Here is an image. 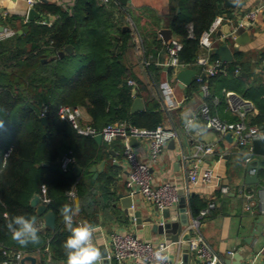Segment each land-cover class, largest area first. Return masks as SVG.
<instances>
[{
    "label": "trees",
    "instance_id": "obj_1",
    "mask_svg": "<svg viewBox=\"0 0 264 264\" xmlns=\"http://www.w3.org/2000/svg\"><path fill=\"white\" fill-rule=\"evenodd\" d=\"M173 1L176 6L171 28L183 45L179 59L199 71L194 66L202 52L199 37L217 15L227 14V11L222 8V0ZM37 6L41 7L40 11L58 18L51 24H43L42 20L27 22L21 27H27L22 34H18V29L7 19L14 33L0 39V121L4 123V128L0 129V260L4 258L2 249L24 254L39 251L42 264H46L48 252L52 260L66 262L63 243L70 233L60 214L61 207L69 204L77 208L79 203L78 208L82 209L91 204L85 194L95 188L108 192L113 181L111 173L105 172L93 180L89 172V168L105 156L110 144L98 145L92 136L79 135L68 121L57 115L58 107L84 108L91 117L90 124L97 129L109 123L126 122L139 129L154 130L161 126L163 113L158 103L143 111H130L135 97L133 89L142 97L145 85L125 64L131 35L114 24L113 10L93 0H75L69 9L57 3ZM177 7L181 12L178 15ZM69 45L73 47L72 53L65 52ZM60 52H64L65 58L79 55L85 64L74 75L64 73V57L59 56ZM209 58L210 61L219 59L213 50ZM241 59L242 53L235 52L234 59L224 66L226 74L204 78L208 88L205 102L213 114L221 95L228 92L224 87H217L220 80L236 70L240 72L238 76L248 75V68ZM148 69L155 74L151 83L157 91L162 69L151 66ZM172 72L168 68L167 75L173 76ZM129 80L135 85H130ZM260 100L261 105L256 103L259 113L254 116L248 113L246 119H249L248 124L264 129V96ZM43 108H46V123L41 121ZM69 151L73 153L75 164L83 168L79 177L72 168L67 171L61 168V159ZM43 186L50 199L48 206L56 215L55 231L41 227L35 209L29 204L34 194L42 196ZM72 188L77 195L75 201L68 196ZM21 214L35 218L39 244L22 247L12 240L5 227L7 219Z\"/></svg>",
    "mask_w": 264,
    "mask_h": 264
},
{
    "label": "crops",
    "instance_id": "obj_2",
    "mask_svg": "<svg viewBox=\"0 0 264 264\" xmlns=\"http://www.w3.org/2000/svg\"><path fill=\"white\" fill-rule=\"evenodd\" d=\"M33 1L35 4L32 7L41 15L35 21L45 20L51 24L58 16L40 11L41 7L37 5L39 3H57L69 9L75 0ZM93 1L97 5H105L108 10H113L114 24L119 26L123 32H128L131 35L130 47L124 56V61L129 71L145 85L144 90L141 91L142 97L139 96L143 101L144 110L152 108L158 103L163 113L161 126L171 128L177 133L176 138L167 144L158 162L153 165L152 173L156 184L165 181L176 184L179 187L180 197L185 198L187 206L185 216L189 220V224L183 228L180 235L181 240L189 239L194 235L195 231L190 226L195 219H199L198 231L215 251L219 259L217 264H264V156H253V160L256 158L259 160V168L258 170L256 168L257 172L253 174L257 175V181L248 183L245 180L246 150L239 147L233 138L232 140L226 139L217 131L206 127L199 118L194 122L200 130L186 128L188 119L198 112L205 97L200 94L202 91L195 82L190 87H181L176 80V74L168 76V68L164 66L168 57L166 42L161 38L160 31L161 29H170L171 37H175L171 23L174 16L173 7L176 6V3L173 0H128L126 5H122L119 0ZM261 4L264 5V0H237L234 9L226 10L221 2L222 8L227 11L226 15L230 20L225 21L218 30L221 31V34L216 32L212 50L214 52L218 45L226 43L234 55L237 51L242 53L241 60L248 68V75L238 76L240 72L237 71L231 76L227 75L222 78L217 86L218 88L224 87L228 93H231L230 95L225 94V96L222 94L220 101L218 98L216 99L219 102H216L215 114L225 121L237 120V116L229 110L230 105L236 99L251 100L254 104L250 102L255 105L251 112L252 116L259 113L256 103L261 105L260 99L264 96V6L258 12L252 25L244 17L248 11ZM0 7L3 8V12L0 13V26L4 27V31L0 32V39L14 33L12 26L6 23L7 19L15 25V29L17 28L18 31L22 30L21 27L25 23L31 22L27 20L28 0H0ZM176 13L177 15L181 13L178 7ZM239 21L243 26H239ZM247 22L249 25H246ZM226 30L230 31L231 37L225 34ZM236 39L242 42L238 44L237 51L234 50ZM145 61H149L148 66L144 65ZM150 66L162 69L159 72L160 88L158 87L157 91L151 83L155 74L148 69ZM196 72V76H198L200 71L196 70ZM165 80L172 85L173 94L179 101V106L176 108H169L164 102L161 84ZM158 91L159 95H157ZM82 110V123L90 124V115L84 108ZM246 120L248 123L249 119ZM191 130L194 132L191 133ZM198 143L212 148L210 153L202 155L200 164L204 168L213 169L220 178V184L228 187L226 194L221 193L218 187L189 183L190 160L186 161L184 157L192 155ZM103 144L105 142L100 145ZM133 147L141 159L148 158V139H138ZM107 149L108 152L105 156L92 165H97L104 160L103 171L96 178H94V173H90L93 174V180L98 179L105 172L111 173L113 181L108 186V192L99 188L89 191L90 194L85 195H88L91 204L84 205L82 209L79 208L78 214L74 216V225L88 222L96 229L94 233L95 246L101 253L111 251L109 235L115 231L130 232L145 239L142 227L133 222L130 215L124 211V203H122L120 195L129 196L133 201V208L141 211L142 217L152 216L154 219L163 220L161 213L156 217L157 208L154 205L144 202L139 195L131 197L128 194L125 185L127 164L123 156V141L116 139L114 143L107 145ZM258 165L255 164V166ZM210 201L215 203V207L205 216H200L201 210L205 209ZM178 210L179 204L173 206L170 213L177 214ZM38 219L41 227L48 229L43 227L42 217H38ZM255 228L257 232H254ZM168 236L169 234H152L151 240H167ZM48 250V248L45 249L46 252ZM182 254V244L173 243L171 247L173 264H179ZM237 254L242 257L239 262L235 259ZM25 255L33 256L36 259V264H42L39 251ZM46 264H66V262L52 260L48 252ZM109 264L116 263L112 260ZM189 264L203 263L196 258L193 252H190Z\"/></svg>",
    "mask_w": 264,
    "mask_h": 264
},
{
    "label": "built area",
    "instance_id": "obj_3",
    "mask_svg": "<svg viewBox=\"0 0 264 264\" xmlns=\"http://www.w3.org/2000/svg\"><path fill=\"white\" fill-rule=\"evenodd\" d=\"M34 4L35 2L33 0H28L29 8ZM263 6L264 5L261 4L248 11L244 19L252 25L256 20L258 12L261 11ZM229 20L230 19L226 14L217 15L208 29L199 37V46L202 52L197 57L194 66L200 71L199 75L196 76L195 81L200 84L203 97L208 95L207 84L206 82H203L204 78L218 75L220 73H227L224 67L225 65L221 64L219 59L210 61L209 53L212 51L216 32L221 28L225 21ZM42 23L50 24L45 20H42ZM239 26H243L241 21ZM188 29L191 31V26H188ZM190 36H192L191 33ZM137 42H139V40H137ZM182 47L183 45L181 41L176 37H171L166 42L168 58L164 63V66L166 68H171L174 75L179 70L193 68L191 64H185L180 61L179 53L182 50ZM148 64L149 61L144 62L145 66H148ZM201 74H203V76H201ZM128 83L130 85H135L133 80H129ZM161 90L163 91L164 102L167 107L176 108L179 106V101L174 96L173 89L167 80L161 84ZM227 94L230 95L231 93L226 92V95ZM214 100L217 102L216 99ZM229 110L237 116V120L230 122L222 120L216 114L211 112L210 106L204 100L198 112L190 117L188 121H194L199 118L206 127L217 131L221 136L225 137L226 134L230 133L236 144L246 150L244 161L249 164L254 156L252 152V142L255 139L264 138V129L257 125L247 123V114L254 110V105L250 101L236 99V101H233L230 105ZM45 112L46 108H43L41 115L44 116ZM82 112V107L79 106L60 105L57 109V115L61 119L68 121L79 135L93 137L100 133L102 134L103 142L108 144L113 143L116 139H121L123 141V156L127 164L125 185L129 192L128 194L131 197L135 195L141 196L144 202L154 205L160 212L164 209L170 210L173 206L179 203V187L168 181L156 184L152 173L153 165L158 162L167 144L176 138V131L163 126H158L154 130L139 129L126 122L109 123L102 128L97 129L89 123H82ZM131 137L148 139L149 154L147 159H141L134 150V147L129 145ZM10 151L11 148L5 153V159L8 157ZM211 151V147H207L203 143H198L195 147V152L189 157H184L186 161L190 160V168L188 170L189 183L192 185L218 187L221 193L226 194L228 192V187L220 184V178L213 169L204 168L200 164L202 155L210 153ZM74 164L75 159L72 151L63 155L61 159V168L63 171L69 170ZM256 172V168H253L250 173L254 174ZM69 192L73 193V195L69 196ZM69 192V199L75 201L77 198L75 189L72 188ZM40 198L41 202L47 205L50 203V199L46 196L44 186L42 187V196H40ZM214 207L215 203L210 201L207 207L201 210L200 216H205ZM199 224V219H195L190 226L195 231L194 235L187 240H180L179 243H186L189 247V252H193L196 258L203 264H217L219 263V259L212 247L199 233ZM109 241L111 251L107 253V259L109 261L114 260L116 264H154L155 253L157 252H160L167 257L164 264H173L171 260V247L173 242L169 240H145L130 232L115 231L109 235ZM229 253L232 254V252ZM2 255L4 258L0 260V264H20L21 259L25 256L22 251L9 249H2Z\"/></svg>",
    "mask_w": 264,
    "mask_h": 264
},
{
    "label": "water",
    "instance_id": "obj_4",
    "mask_svg": "<svg viewBox=\"0 0 264 264\" xmlns=\"http://www.w3.org/2000/svg\"><path fill=\"white\" fill-rule=\"evenodd\" d=\"M122 5H126L128 0H119ZM237 0H222V5L226 10L229 9H234L236 7ZM3 12V8L0 7V13ZM40 14L35 10V8L30 7L27 11V20L28 21H35L40 18ZM240 22V21H239ZM248 23V22H247ZM246 25H249L246 24ZM228 28V26H226ZM4 31V27L0 26V32ZM27 31V27H23L22 30H19L18 33L22 34L23 32ZM221 31H218V34ZM160 34L165 42H167L171 38V30L170 29H161ZM226 35L232 36L230 34L229 30H226L225 32ZM242 43L240 40L236 39V44H235V49L237 51V46L238 44ZM65 52L67 53H72L73 52V47L71 45L67 46L65 49ZM214 54L219 57V60L221 64L225 65L227 63H230L233 58L234 54L231 48L229 47L228 44L223 43L218 45L214 49ZM60 57L64 56V52L59 53ZM197 72L195 69L192 68H187L183 70H179L176 73V80L179 82L181 87H190L193 85L194 77L196 76ZM203 76V74H201ZM133 95H136V90H133ZM203 95V92L200 93ZM144 110V104L142 99L139 96H135V98L132 101V105L130 108V111L132 113L143 111ZM41 121L43 123H46V118L45 116L41 117ZM194 131L191 130V133ZM225 138L228 140H232L231 134H226ZM93 139L100 145L103 142L102 134H96L93 136ZM186 140V138H185ZM138 139L135 137H131L129 140V145L134 146V143L137 142ZM172 142V141H171ZM252 152L254 155L257 156H264V138L260 139H255L252 142ZM105 161H101L99 164L92 166L89 168V172L94 173V178L98 176L103 171ZM255 164H259V160L256 158L251 161V163L246 165V173H245V180L248 183H253L257 181V175L251 174V170L253 168H259L258 166H255ZM73 173L76 177H79L82 172L83 168L80 167L77 164H74L72 167ZM120 198L122 200L123 206H124V211L130 215L131 220L135 222L137 225L141 226L145 235V240H151L152 234H159V235H164V234H169L167 237V240L173 242V243H179L181 238L180 235L183 231V228L185 226H188L189 220L185 216V212L187 211V206L185 202L184 197H180L179 200V210L178 213L176 214H171L169 209H164L161 212L157 210L156 212V217H158L161 213L162 219H154L152 216H147V217H142L141 211H137L133 208V201L132 199L127 196V195H120ZM29 204L31 207L35 209V213L38 217H42L43 219V227L50 229L51 231L56 230V215L55 213L49 208V206L43 202H41V198L39 195L34 194L33 197L30 199ZM186 217V218H185ZM165 220V221H164ZM254 232H257V229H254ZM186 238L185 240H187ZM184 240V239H183ZM182 257L181 261L179 264H189V247L186 243L182 244ZM102 256V264H109V260L107 259V253L104 251L101 253ZM241 256L237 254L235 256V259L238 260V262L241 260ZM20 264H36V259L31 256V255H25L21 261Z\"/></svg>",
    "mask_w": 264,
    "mask_h": 264
},
{
    "label": "clouds",
    "instance_id": "obj_5",
    "mask_svg": "<svg viewBox=\"0 0 264 264\" xmlns=\"http://www.w3.org/2000/svg\"><path fill=\"white\" fill-rule=\"evenodd\" d=\"M3 128L4 123L0 121V129ZM186 128L198 129L194 121H188ZM72 195L73 193L69 192V196ZM78 212L79 208H74L69 204L63 205L60 209L65 228L70 233L63 243L66 264H102L101 252L94 243L96 229L88 222L74 225V216ZM5 227L11 234L12 240L22 247L40 243L39 228L36 226L34 217H28L23 214L13 215L7 219ZM166 260L167 257L162 253H155L154 264H164Z\"/></svg>",
    "mask_w": 264,
    "mask_h": 264
},
{
    "label": "rangeland",
    "instance_id": "obj_6",
    "mask_svg": "<svg viewBox=\"0 0 264 264\" xmlns=\"http://www.w3.org/2000/svg\"><path fill=\"white\" fill-rule=\"evenodd\" d=\"M84 64H85L84 59L81 58L79 55H73V56L67 55L66 58L64 57V62L62 63V69H63L62 71L64 73L74 75ZM170 86L172 87L171 84Z\"/></svg>",
    "mask_w": 264,
    "mask_h": 264
}]
</instances>
